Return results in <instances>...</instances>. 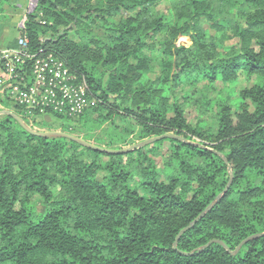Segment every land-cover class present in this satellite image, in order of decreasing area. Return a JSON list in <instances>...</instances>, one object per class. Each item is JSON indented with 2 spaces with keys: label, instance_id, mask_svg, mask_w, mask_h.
Returning <instances> with one entry per match:
<instances>
[{
  "label": "trees",
  "instance_id": "1",
  "mask_svg": "<svg viewBox=\"0 0 264 264\" xmlns=\"http://www.w3.org/2000/svg\"><path fill=\"white\" fill-rule=\"evenodd\" d=\"M167 2L39 0L21 35L96 102L37 124L107 148L175 133L227 156L229 191L178 241L195 252L174 243L230 180L220 155L174 138L106 153L0 115V264H264V236L197 251L264 231V0Z\"/></svg>",
  "mask_w": 264,
  "mask_h": 264
},
{
  "label": "built area",
  "instance_id": "2",
  "mask_svg": "<svg viewBox=\"0 0 264 264\" xmlns=\"http://www.w3.org/2000/svg\"><path fill=\"white\" fill-rule=\"evenodd\" d=\"M0 94L11 107L0 103V110L15 112L14 106L22 105L20 116L40 131L36 120L49 111L76 117L96 104L84 78L46 49L31 50L25 35L14 46H0Z\"/></svg>",
  "mask_w": 264,
  "mask_h": 264
},
{
  "label": "water",
  "instance_id": "3",
  "mask_svg": "<svg viewBox=\"0 0 264 264\" xmlns=\"http://www.w3.org/2000/svg\"><path fill=\"white\" fill-rule=\"evenodd\" d=\"M0 115L11 116L13 119H15L20 124L21 127H23V129L25 131H27L30 134H33V135H36V136H40V137H64V138L70 139L72 141H75L76 143H78L80 145H83L85 147H89V148H92V149H95V150H99V151H102V152H106V153H113V154L127 153V152H130V151L134 150V149L150 145V144H152V143H154L156 141H159V140H162V139H165V138H174V139H178V140H181L183 142H186V143H190V144L196 145V146L201 147V148L212 150L215 153H217L218 155H220L222 157V159L225 161V163L228 165V169H229V173H230V180L228 181V183H227L226 187L223 189V191L221 193H219L215 197V199L190 224H188L186 227H184L179 232V234L176 237V241L174 243V248L177 249V250H179L177 245H178V241L182 237V235L186 231L191 229L193 226H195V224L198 221H200L208 212H210L223 199V197L227 194V192L229 191V189H230V187H231V185L233 183V179H234L233 168H232V165L230 164L227 156L224 153L219 152V151L213 149L212 147H209V146H207V145H205L203 143H199V142H196V141L189 140V139H187V138H185L183 136H180L178 134H175V133H164V134H161V135H156V136L147 138V139H145L143 141H140L138 143L132 144V145H130L128 147L107 148V147H103V146L97 145L96 143H94L92 141H88V140L83 139V138H81V137H79L77 135H74L72 133H68V132H65V131H59V130L40 131V130H36L33 127H31L28 124V122L22 116H20L19 114H17L16 112H14L12 110H8V109L0 110ZM45 119L48 122L51 121V117L49 115H46ZM261 236H264V231L261 232V233L252 234V235L246 237L245 239H243L237 245V247L234 250H232L223 240L212 239L207 244L199 247L197 249V251L198 252L203 251L204 249H206L207 247H209L213 243H219V244L223 245L224 248L229 253L236 254L237 252H239V250L243 247L244 244H246L247 242H249V241H251L253 239L259 238ZM179 251L182 254H185V255H192L195 252V251L185 252V251H182V250H179Z\"/></svg>",
  "mask_w": 264,
  "mask_h": 264
},
{
  "label": "rangeland",
  "instance_id": "4",
  "mask_svg": "<svg viewBox=\"0 0 264 264\" xmlns=\"http://www.w3.org/2000/svg\"><path fill=\"white\" fill-rule=\"evenodd\" d=\"M38 2H39V0H10V2L8 0H6V2L4 3L5 12L10 14L11 16L15 15L17 18L26 21L27 15L32 13L36 9ZM17 3H20V4L17 5ZM167 3H168L167 0H161L160 8L163 9L164 11H167L166 10ZM178 44L189 46L192 44V41H191V38L189 36H181L178 39ZM243 85H244V81L240 82L238 87H240V86L242 87ZM8 107L11 108L10 106H8ZM63 122H65V120L64 121L56 120L51 125H44L43 123L38 124V125H39V127L43 128L44 131H51V130L63 131V130H61L63 128V126L61 125ZM138 142H140V141H137L135 143H138ZM128 146H130V145H128ZM128 146H125V147H128ZM121 148H123V147H121Z\"/></svg>",
  "mask_w": 264,
  "mask_h": 264
},
{
  "label": "crops",
  "instance_id": "5",
  "mask_svg": "<svg viewBox=\"0 0 264 264\" xmlns=\"http://www.w3.org/2000/svg\"><path fill=\"white\" fill-rule=\"evenodd\" d=\"M8 1L10 2V0ZM5 2L6 0H4L2 5L0 4L2 9L0 12V46H14L17 44L18 38L21 36V29L25 25V20H21L15 15L11 16L10 14L6 13L4 5ZM19 4L20 3H17V5Z\"/></svg>",
  "mask_w": 264,
  "mask_h": 264
}]
</instances>
